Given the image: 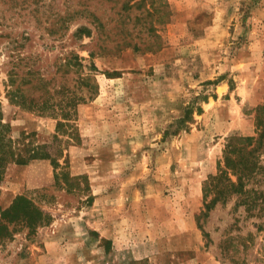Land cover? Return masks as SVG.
<instances>
[{
    "label": "rangeland",
    "instance_id": "rangeland-1",
    "mask_svg": "<svg viewBox=\"0 0 264 264\" xmlns=\"http://www.w3.org/2000/svg\"><path fill=\"white\" fill-rule=\"evenodd\" d=\"M262 103L264 0H0V117L53 156L4 171L0 264H264V210L205 192Z\"/></svg>",
    "mask_w": 264,
    "mask_h": 264
},
{
    "label": "trees",
    "instance_id": "trees-1",
    "mask_svg": "<svg viewBox=\"0 0 264 264\" xmlns=\"http://www.w3.org/2000/svg\"><path fill=\"white\" fill-rule=\"evenodd\" d=\"M66 4L69 8L70 4ZM90 16L91 13L86 5L82 10H77L72 14L67 11L64 22L76 18L93 23L94 19L89 20ZM76 32L90 36L92 31L88 25H81ZM78 63L82 65L81 60ZM80 100H82L81 97ZM198 109L201 110V108ZM189 116L190 110L187 108L185 116L177 121L178 126L184 123ZM256 122V135L231 136L228 139L223 159L219 164V171L206 182L205 192L206 194L214 193L217 200L219 197L225 198L232 193H239L243 196L242 202L245 203L247 209L259 206L260 213L264 210V190L247 188V185L252 178L264 175V103L257 109ZM11 132V127L4 123L0 117V182L6 167L12 162L26 164L36 158H53L46 150L45 144H30L29 141L16 142ZM262 223L258 225L259 229H263Z\"/></svg>",
    "mask_w": 264,
    "mask_h": 264
},
{
    "label": "crops",
    "instance_id": "crops-1",
    "mask_svg": "<svg viewBox=\"0 0 264 264\" xmlns=\"http://www.w3.org/2000/svg\"><path fill=\"white\" fill-rule=\"evenodd\" d=\"M6 192L5 191H2V194H1V197H3L2 201L4 200L5 196H6Z\"/></svg>",
    "mask_w": 264,
    "mask_h": 264
}]
</instances>
